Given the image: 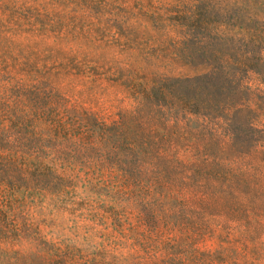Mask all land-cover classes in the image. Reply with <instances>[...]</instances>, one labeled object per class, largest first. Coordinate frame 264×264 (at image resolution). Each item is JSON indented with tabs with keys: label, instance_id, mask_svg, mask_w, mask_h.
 Masks as SVG:
<instances>
[{
	"label": "rangeland",
	"instance_id": "374dc122",
	"mask_svg": "<svg viewBox=\"0 0 264 264\" xmlns=\"http://www.w3.org/2000/svg\"><path fill=\"white\" fill-rule=\"evenodd\" d=\"M244 1L0 0V117L33 119L45 133V118L68 110L111 124L132 107L127 88L133 75H149V87L156 75L193 74L200 62L181 61L185 42L214 43V8ZM197 6L207 9L206 29L194 26L189 36L185 16ZM258 22L264 58V7ZM259 70L263 91L253 99L264 108V65ZM63 136L67 154L56 167L66 179L57 191H42L34 178L19 185V225L83 248L104 239L133 264H264V147L235 159L226 175L199 178L213 185L209 193L183 196L181 167L174 164L175 191L156 175L140 189L125 188L99 154L81 145L74 151L79 136ZM145 204L150 218L141 215ZM111 209L122 228L113 226ZM110 236L121 244L114 246ZM6 263L0 249V264Z\"/></svg>",
	"mask_w": 264,
	"mask_h": 264
},
{
	"label": "trees",
	"instance_id": "16d2710c",
	"mask_svg": "<svg viewBox=\"0 0 264 264\" xmlns=\"http://www.w3.org/2000/svg\"><path fill=\"white\" fill-rule=\"evenodd\" d=\"M263 7L262 0L215 7L214 43L194 44L189 39L184 44L187 52L181 54L186 65L200 62L194 65L197 71L156 75L149 87V75H133L127 88L132 107L111 124L97 114L68 110L46 117L45 133L37 130L33 119L0 117V249L6 264H133L115 255V247L108 249L104 239L83 248L68 240L47 239L39 230L17 223L14 201L19 185L34 178L42 191L61 189L66 178L56 166L67 154L59 143L63 135L79 136L74 151L81 145L89 154H99L102 166L119 173L125 188H142L150 175L173 186L174 164L181 167L183 196L209 193L213 185L199 178L226 175L225 168L235 159L264 147V108L253 99L263 91L258 82L264 65L258 46L263 29L257 26ZM206 13V7L197 6L185 16L189 36L194 26L206 29ZM107 212L115 217V229L122 228L119 212ZM141 215L150 218L148 204ZM111 236L108 240L119 246Z\"/></svg>",
	"mask_w": 264,
	"mask_h": 264
}]
</instances>
